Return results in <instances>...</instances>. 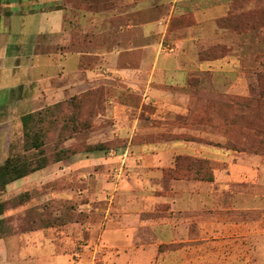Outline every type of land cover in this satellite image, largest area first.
Masks as SVG:
<instances>
[{"label": "rangeland", "instance_id": "obj_1", "mask_svg": "<svg viewBox=\"0 0 264 264\" xmlns=\"http://www.w3.org/2000/svg\"><path fill=\"white\" fill-rule=\"evenodd\" d=\"M252 1H232V16L206 21L210 38L202 29L167 32L156 71V51L133 49L156 38L127 31L135 20L123 14L124 0H52L40 27L32 15L27 30L52 38L16 54L20 71L3 70L20 84L0 90V165L34 154L23 151L20 119L45 109L50 163L0 191L5 235L60 217L83 224L58 229L69 252L85 253L84 264H264V0ZM217 44L229 57L200 61L199 51ZM230 56L233 71H204L232 67ZM148 80L167 82L159 105L141 100ZM172 144L182 153L150 166L161 178L140 172L149 153L167 158ZM100 145L105 153L87 152ZM59 150L74 155L53 163ZM178 156L207 161L213 180L175 168Z\"/></svg>", "mask_w": 264, "mask_h": 264}, {"label": "crops", "instance_id": "obj_2", "mask_svg": "<svg viewBox=\"0 0 264 264\" xmlns=\"http://www.w3.org/2000/svg\"><path fill=\"white\" fill-rule=\"evenodd\" d=\"M254 1L255 0L252 1L253 4L255 3ZM124 2H126L128 7L123 14L135 20L131 21L126 26L128 29L127 31L131 33L137 32L136 35H138V38H156V40H152L149 43H142L133 48L149 49L153 52L156 51L150 66L152 70H155V66H157L158 63V55L161 53L160 48L162 47V37H164L167 32H171L168 26L172 17L182 16L193 19L195 23L186 28L196 30L197 32L202 29L203 33V30L208 28V26L205 27L206 21L212 23L219 22L222 18L225 19L228 17L229 11L232 9V0H140L138 2H136V0H124ZM51 4L52 0H5L4 3L1 4L0 74H2V76H0V90L12 89L20 84L19 80L14 79L12 73L6 75V78H3L4 74L7 73L3 70H6L9 65L13 64L15 66L19 57H21V55L17 56V53H33L36 46L39 44L46 45V41H51L52 37L49 36L50 34L46 37V34L41 36L42 34H34L30 30H27V27H29L32 22V15H36L38 27H40L42 22L44 23L46 13L51 11L49 8ZM62 9L64 10V8ZM115 13L117 12H113V14ZM79 21L77 24L82 27L84 23H79ZM91 23L94 22L92 21ZM92 25H95V23ZM216 28L215 26L210 29L213 31ZM181 29L185 28L175 30L181 31ZM90 31L94 34L96 29L94 28ZM200 36H208L207 38H210L207 33H203ZM24 37H26V39ZM194 38L195 40L199 39L198 36ZM68 55L69 54L65 53V63L68 62ZM227 57L229 56L227 55L218 60H225ZM230 57H233L236 61V63L233 62L232 67L228 66L227 68V66L224 65L226 66L225 68H227L225 70L221 69L220 71H216L215 68L210 67L209 70L204 71L221 72L220 76H222V73L229 72V70L233 71L237 68L238 60L236 56ZM28 61H32V57H28ZM195 63L196 62H192V64ZM15 68L20 71L24 66L21 64L15 66ZM151 81L148 80L147 83L143 82L144 87L139 93L142 101L151 102L156 106V104L159 105V99L162 98L158 89H161L160 86H166L167 82L161 81L158 84L156 83V87H153V85L150 86ZM185 81L183 80L181 84L173 83L170 85L174 87H183ZM183 150L184 148L182 145L172 144L169 145L168 153L166 152L168 155L167 158L165 153H160V156H158V153H156V155H151V153H149L150 157L145 158V163H148L149 166L139 168L140 172L144 173L145 171L146 177L149 176V178L151 176L154 178H161V168L154 169L150 168V166H152L153 163H159V161L162 164L168 162L171 152L175 153L180 151L182 153ZM117 227L118 226H109L108 228L117 229ZM35 234L37 238L41 237L43 240H36ZM65 236L67 235L64 232H56L53 228L19 231L11 235L1 236L0 264H84L85 253L78 250L69 252L66 242H64Z\"/></svg>", "mask_w": 264, "mask_h": 264}, {"label": "trees", "instance_id": "obj_3", "mask_svg": "<svg viewBox=\"0 0 264 264\" xmlns=\"http://www.w3.org/2000/svg\"><path fill=\"white\" fill-rule=\"evenodd\" d=\"M5 0H0V5L4 3ZM235 1V0H232ZM233 8V2H232ZM62 9L60 6H56L53 10ZM233 15V14H232ZM231 12L229 16H232ZM228 16V17H229ZM238 17V16H237ZM1 18V17H0ZM195 21L191 18L187 17H172L168 29L169 31L191 26ZM232 31L237 32L232 29ZM230 48L225 44H217L211 46L205 50L199 51L202 54V58H199L200 61H215L221 58H224L229 53ZM215 54L211 55V54ZM218 54V55H217ZM206 56L207 58H204ZM190 82V81H189ZM230 104H234V106H239L241 108H249V102H240L238 100H231ZM50 112V109L40 110L33 113L24 114L21 116V125H22V147L24 153H28L30 151H34L32 156H28L26 154H17L12 155L7 158L2 165H0V191L3 190L7 185L26 178L36 172L44 170L50 163L49 159L46 158L44 153V134L45 131L42 128V120L47 116ZM236 150V149H235ZM100 151L105 153L107 148L100 146H94L92 149L87 152H96ZM74 154H68L67 150H59L54 155L52 160L53 163L62 162L64 160L71 159ZM182 164H186L187 169L193 171L194 179L211 182L213 180L212 173L208 167V163L205 160L200 159H191L187 156H178L175 158V168H179ZM33 193V192H31ZM32 194H30L31 196ZM2 214L1 204H0V215ZM54 223L60 224L54 228ZM79 225L82 229L83 224L78 222L77 220H68L63 221L60 217L53 223L43 224V226L33 228L34 229H47L53 228L56 232H61L58 228L67 225ZM29 231V230H26ZM81 231V230H80ZM5 228L3 226V222L0 220V237L5 236Z\"/></svg>", "mask_w": 264, "mask_h": 264}]
</instances>
